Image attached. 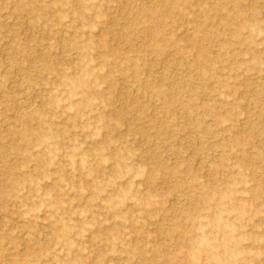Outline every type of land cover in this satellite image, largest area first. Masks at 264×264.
I'll return each instance as SVG.
<instances>
[{
  "label": "rangeland",
  "instance_id": "1",
  "mask_svg": "<svg viewBox=\"0 0 264 264\" xmlns=\"http://www.w3.org/2000/svg\"><path fill=\"white\" fill-rule=\"evenodd\" d=\"M175 2L0 0V264H264V0Z\"/></svg>",
  "mask_w": 264,
  "mask_h": 264
},
{
  "label": "bare ground",
  "instance_id": "2",
  "mask_svg": "<svg viewBox=\"0 0 264 264\" xmlns=\"http://www.w3.org/2000/svg\"><path fill=\"white\" fill-rule=\"evenodd\" d=\"M161 3L165 4V7H166L167 11L171 15L173 14L176 17L181 18V20H183L186 23H192V28H193V32L194 33L199 34L201 32L200 25L198 23H196L195 20H191L189 17L187 18L186 13L183 10L177 8L178 6H177V3L175 2V0H161ZM148 13H149L150 19L152 20L151 22L155 21L156 20L155 18L158 17V15L156 13H153L152 10L146 12V14H148ZM170 14H168V17H170ZM56 20H58V18L57 19H54L52 22L54 23V21H56ZM33 24L36 27L41 28V29H45V27H47V25H48L47 24V21L42 20V19L34 20ZM172 31H173V21H170V20L169 21H163L161 24L156 25L154 31L145 30L143 36L156 35L158 39H160V40L163 41V43H165L167 45L168 44L171 45L173 43V41H175V42L178 41V40L177 41L176 40H173L174 39L173 38L174 35L171 36V38H169L166 35V32L167 33H171ZM65 34L67 35V33H65ZM210 34L212 36H216L217 35V32L216 31H213V32H210L209 35ZM191 39L192 40L190 41V45L189 46H190V48L192 50H194L196 52V58H195L194 64L201 65V63L206 59L207 51H206L205 45L203 44V40L200 39V37L191 38ZM201 80L202 81L205 80V77L203 75H201ZM125 82L127 84V88H131L133 91H135L137 93L140 91L138 89V87L136 86V82L135 81H125ZM220 87H221V89H224L223 85L220 86ZM144 95H146V94H144ZM151 96H148V97L150 98ZM155 98H156V96H155ZM165 102L167 104H169V100H166ZM16 134H18V133H16ZM236 144H237V142L235 141L234 142V145H236ZM22 237H23L24 240H27V239L30 240V232H27L25 230L22 231Z\"/></svg>",
  "mask_w": 264,
  "mask_h": 264
}]
</instances>
